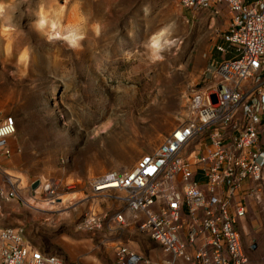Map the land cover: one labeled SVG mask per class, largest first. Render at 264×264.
I'll return each instance as SVG.
<instances>
[{
  "label": "rangeland",
  "instance_id": "374dc122",
  "mask_svg": "<svg viewBox=\"0 0 264 264\" xmlns=\"http://www.w3.org/2000/svg\"><path fill=\"white\" fill-rule=\"evenodd\" d=\"M0 10V118L20 121L0 178L22 189L0 228L22 229L66 264H116L106 238L78 230L90 207L88 169L93 178L131 171L189 117L227 15L211 25L180 0H0ZM33 181L50 183L56 203L29 195ZM248 206V264H264V178Z\"/></svg>",
  "mask_w": 264,
  "mask_h": 264
},
{
  "label": "built area",
  "instance_id": "2783aa9c",
  "mask_svg": "<svg viewBox=\"0 0 264 264\" xmlns=\"http://www.w3.org/2000/svg\"><path fill=\"white\" fill-rule=\"evenodd\" d=\"M180 5L193 14L216 15L227 8L228 48L218 50L233 58L209 65L203 88L190 94L189 117L153 153L131 171L90 180V207L78 230L95 235L123 228L126 213L143 214L138 231L161 247L167 259L160 264H248L240 227L248 198L260 193L264 178V0H180ZM16 133L13 116L0 118V156L11 157L7 139ZM36 182L40 186L33 190ZM20 186L18 178L4 174L0 213L22 200ZM27 189L29 195H47L50 204L58 200L50 183L33 181ZM0 241V264H65L35 249L22 229L3 228ZM116 263L152 264L124 245L116 250Z\"/></svg>",
  "mask_w": 264,
  "mask_h": 264
},
{
  "label": "crops",
  "instance_id": "0c3cea01",
  "mask_svg": "<svg viewBox=\"0 0 264 264\" xmlns=\"http://www.w3.org/2000/svg\"><path fill=\"white\" fill-rule=\"evenodd\" d=\"M206 14L210 19L211 25H213L216 22V19H220L221 17H223V15H227V18H228V20L225 21V25L227 26L225 32L222 35V33L221 34L217 33L219 30L216 31V34H218V36L212 39L211 41L212 46L210 47V51L208 53L209 54L208 55L209 65L210 64L220 65L222 62L231 60L233 58V55L230 53L224 54V55H231V57L226 56L225 58H223V60H219L215 58V52L223 54L219 52L218 48L220 47L225 48V49L228 48V47H225L222 43L227 44L224 41V35H226L229 30L231 16L229 14L228 9L225 8L224 6L220 7L219 14H216V15L213 13H206ZM16 123H17V132H18V130H20L19 119H16ZM11 148L13 149V151L15 150L12 146ZM0 183H1V178H0ZM108 208L112 209L113 208L112 204H109ZM125 219H126V225L123 228L120 227L119 225L112 226L109 229L97 234L99 235V237L106 238V241L108 242L107 246L112 248L113 250L115 263H116V250L121 245H124L127 248H129L131 251L146 257L152 262V264H160L161 261L167 259V256L164 255L161 247H159L156 243H154L147 235H143L138 231V224L145 219L143 214H140L138 218H134L130 214L126 213ZM0 230L2 229L0 228ZM128 236L129 237L131 236V237L129 238ZM1 247H2V243L0 241V251H1ZM33 247L35 249H39L36 246H33ZM44 253H47V252H44ZM47 254H50V253H47ZM55 255H58V254H55ZM60 257L62 258V256ZM62 259L64 260V258Z\"/></svg>",
  "mask_w": 264,
  "mask_h": 264
},
{
  "label": "bare ground",
  "instance_id": "6f19581e",
  "mask_svg": "<svg viewBox=\"0 0 264 264\" xmlns=\"http://www.w3.org/2000/svg\"><path fill=\"white\" fill-rule=\"evenodd\" d=\"M1 11V10H0ZM44 22V21H43ZM71 39H73V40H75L76 39V35L74 34V35H72L71 36ZM12 137H10V138H8L7 139V144H8V147L10 148V145H9V140L11 139ZM11 149V148H10ZM12 156V155H11ZM120 164L121 165H124L122 162H120ZM93 175H94V173H93V170L92 169H88V178H92L93 179ZM66 202V200H63L62 199V202L60 203L61 205H63L64 203Z\"/></svg>",
  "mask_w": 264,
  "mask_h": 264
},
{
  "label": "water",
  "instance_id": "95a60500",
  "mask_svg": "<svg viewBox=\"0 0 264 264\" xmlns=\"http://www.w3.org/2000/svg\"><path fill=\"white\" fill-rule=\"evenodd\" d=\"M39 186H40V183H39V182H36V183L33 185L32 189H33V190H37V189L39 188Z\"/></svg>",
  "mask_w": 264,
  "mask_h": 264
}]
</instances>
